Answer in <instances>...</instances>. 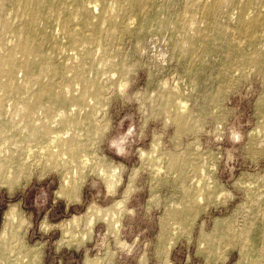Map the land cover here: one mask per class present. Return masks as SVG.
<instances>
[{"label": "rangeland", "instance_id": "1", "mask_svg": "<svg viewBox=\"0 0 264 264\" xmlns=\"http://www.w3.org/2000/svg\"><path fill=\"white\" fill-rule=\"evenodd\" d=\"M25 2L0 0V50L38 42L32 73L59 96L28 112L36 81L0 86V145L32 159L0 180V237L17 206L40 264H264V24L238 29L264 0H46L31 31Z\"/></svg>", "mask_w": 264, "mask_h": 264}, {"label": "bare ground", "instance_id": "2", "mask_svg": "<svg viewBox=\"0 0 264 264\" xmlns=\"http://www.w3.org/2000/svg\"><path fill=\"white\" fill-rule=\"evenodd\" d=\"M45 1L46 0H26V2L24 3V7H23L24 8L23 9L24 10V19L22 21V25H23V28L25 29V31H31V29L33 28L34 22L36 21L37 16L40 14L41 10L44 7V2ZM129 1L132 4V6H139L143 2V0H129ZM1 10H2V8H1ZM112 11H111V13H112ZM249 14H250V12H249ZM101 20L104 21V22H108L109 25L112 28V31H114L116 25H115V23H114L111 15H110V10H109V8H108L107 5H104L103 6V14L101 16ZM65 24L66 23H64V26H65ZM259 24H264V14L258 15L256 17L248 16V18H246L245 16H241L240 17V21H239V27H238V29L240 30V33L242 35L250 37L249 36L250 33H251V32H249L250 29L253 28L256 25H259ZM96 30H98V29H96ZM243 41H244V38H243ZM240 44L241 43L238 42V45H236V46H240ZM3 45L4 44L0 45V48ZM38 48H39V43L38 42H36V43L35 42H30L27 38H24V39L21 40V42L19 43V45L15 47V49H13V50L11 48L8 49V50L6 49L7 51L6 50L5 51L0 50V72H2L6 76V78H7V81L5 80V82L2 83V84L0 83L1 84L0 85L1 86V89H2V91L4 93H7V92L10 93V92H12V90L14 88L15 89L16 88L19 89V88H24L25 87V86L24 87L22 86L23 84H18L16 82H14L15 71L17 70V68L22 69V70H24L26 72V75H27V79L28 80L36 81L39 84V89H38V91H37V93L35 95L36 97H33V98L29 99L26 102L25 109L28 112L35 111V109H37L38 106L41 105L42 102L45 99L51 98V96L54 94V93H52V91L50 90V88L46 84H44L42 82H39L40 81L39 76L36 77L32 73V68H33V65L35 64V60L33 59V57L38 56ZM18 54H20L21 57L17 58V55ZM41 59H42V62H45V59H43V58H41ZM46 69H47L46 64H40L39 65L40 73L41 72L42 73L46 72ZM0 76H1V74H0ZM54 95H55V97H58L59 96V94H54ZM60 101H64V100L63 99H60ZM1 102H2V98L0 99V109H1V104H2ZM169 103H170V101H169ZM176 104L177 103H175L174 105H175L177 111L173 114V118L176 121L177 125L180 128H183V127H185V115H184V113H182V112H184V111H182L184 107L180 103L179 105H181V107H179V110H178V108H177L178 105L176 106ZM67 122H68V119H67V117H65L64 118V123H67ZM47 129H48L47 126H44V130H43V138H44V140H47L48 139V130ZM25 130H26V128H25ZM53 140H54L55 144L58 147H60L62 149H66L70 153V155L72 157H75L76 152L74 150V147H71L69 145V142H71L72 140H69V141L68 140H64L61 136H57ZM51 143H53V142H51ZM6 145H7V143H6ZM153 147H154V145H153ZM29 148H28V150L25 149L26 150L25 153L22 154L23 155L22 156L23 158L17 159V158H15V156H14L13 152H11V150H9L8 148H4V145L3 144L0 145V180H1L2 183H7V184L8 183H11L12 180H13V178L15 177L16 173L18 171H21L23 169V167L26 164L27 160L29 161L31 159V154H29V152H28L29 151ZM56 149H57V147H56ZM45 150H47V149H45ZM52 150H54V149H52ZM47 154H48L49 157H56L58 155V154L52 153L51 150H49V149L47 150ZM61 158L58 159V160H56V162L57 163H62V164L66 163V161H64ZM86 158H85V160H86ZM44 159H46V157ZM85 160H84V162L87 161V160L86 161ZM173 163L175 164V161H173ZM83 166H87V164L86 165L83 164ZM100 173L102 174V171ZM66 182H68V181L66 180ZM200 182H198V183H200ZM108 186H110V185H108ZM111 188H112V186H111ZM195 190L198 192V195L192 193L191 191H188L187 192V193H190V195H191V203H196L199 200V196H200V194H201V192L203 190V187L201 186V184H197ZM63 192H64V190H63ZM113 192H114V190H113ZM115 204H116V202H115ZM118 205H120V204H118ZM193 206L194 205H190V206L187 205V207L185 208V210L183 212H176V213L174 212V214H175L176 217L182 219L183 216L185 215V213L187 211L191 210L193 208ZM88 208H89V211H90V207H88ZM98 212H99V210H98ZM19 215L20 214H19V210L17 209V206H13L9 210V212L7 213V215H6V220H8L10 226H9V229L4 232L3 237H0V264H40L38 260H34L33 258H31L28 255V251H23L21 249L23 247H19L18 248V245H19V242H20L19 232L22 229V227L24 226V219L23 218H20ZM72 218H74V217H72ZM75 218H76V216H75ZM68 221H67V223L69 225V222ZM77 221H78V219H77ZM91 221H93V219ZM76 223H75V225H76ZM89 223H91V222H89ZM59 226H60V224H59ZM86 227H88V226H86ZM70 233H71V231H70ZM74 239H76V238H74ZM169 248H170V246H169ZM169 250H171V248ZM98 262H99V260H98Z\"/></svg>", "mask_w": 264, "mask_h": 264}]
</instances>
